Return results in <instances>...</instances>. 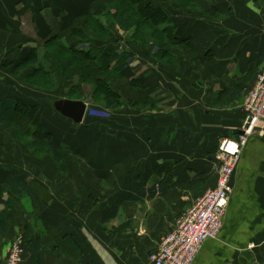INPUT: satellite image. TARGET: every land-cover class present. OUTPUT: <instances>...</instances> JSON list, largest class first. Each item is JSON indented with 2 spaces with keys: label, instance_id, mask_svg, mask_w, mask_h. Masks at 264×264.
Listing matches in <instances>:
<instances>
[{
  "label": "crops",
  "instance_id": "crops-1",
  "mask_svg": "<svg viewBox=\"0 0 264 264\" xmlns=\"http://www.w3.org/2000/svg\"><path fill=\"white\" fill-rule=\"evenodd\" d=\"M109 1L0 0V102L16 97L5 69L12 49L45 40L58 28L70 31L76 17L100 14ZM262 1L206 0L193 10L169 5L168 20L188 51L176 53L178 69L139 52L140 73H133L159 108L128 109L117 114V127L96 133L78 128L74 139L87 144L86 152L67 162L69 173L53 162L30 166L33 155L27 159L24 146L0 149V212L8 214L0 220V254L21 238L22 264H145L177 216L216 184L220 141L238 140L244 97L264 67ZM102 136L109 142L101 144L98 159L88 158ZM103 148L115 164L126 155L131 171L109 178ZM164 161L190 174L208 170L210 181L198 192L186 190L152 229L146 220L150 201L129 217L120 211L101 221L100 203L120 178L138 177L151 186L159 179L154 168ZM233 175L219 234L202 244L192 264H264V120L242 146ZM11 176L22 185L19 192L8 185Z\"/></svg>",
  "mask_w": 264,
  "mask_h": 264
},
{
  "label": "rangeland",
  "instance_id": "rangeland-1",
  "mask_svg": "<svg viewBox=\"0 0 264 264\" xmlns=\"http://www.w3.org/2000/svg\"><path fill=\"white\" fill-rule=\"evenodd\" d=\"M111 1L106 3V8L102 13L95 16L92 15L93 17H91V19L82 14L74 19L70 31L58 32L60 45L55 42L46 45L45 41L47 38L45 40L39 39L34 45L25 44L12 49L11 52H9V57L13 58V60L11 59L10 61L8 57L9 59L5 61L6 72L12 77L11 79L17 88H15L16 97L12 98L18 99L22 108H25L24 112H28L27 115L21 113L19 116L18 114V123L23 124L21 128L19 127L20 138L26 140L28 139L27 137H31L29 136L30 134L26 135L24 133L25 128L27 130V128L29 129L30 127L31 131H33L39 128L38 126L40 124L45 130L42 131L47 132L50 142L57 145L60 151H64L63 146L67 147L68 152L64 153L65 165L67 162L79 160L80 157L85 155L86 150H84V147L87 146V144H83L74 139V132H76L78 128H85L88 131H95L96 133L102 131L103 128L106 130L107 127H112L113 125L117 127L116 125L118 123L114 121L116 120L117 114H126L128 109L141 110L146 107H151V110H155L159 108L157 102L149 101V97L143 92L141 78L139 75L137 77L134 76L133 73H140L141 64H139L140 61L137 59L138 53L143 52L147 57H155V51L158 50L157 44L160 45L165 43V35L156 31L155 23L151 24L141 20V14H137L132 7L127 4L126 0L120 1L119 7H121L122 10L108 6ZM146 1L149 4L153 3L160 6L167 15L166 20H168L170 16L169 5L179 8H184L183 6H185L187 9H190L200 7V4L203 5V2H206V0H194V3L192 0ZM261 3L263 5L264 1ZM127 10L128 17L126 18L124 13L126 14ZM129 10H133L134 12L131 11V13H129ZM124 17L126 18L124 20L126 21V25L122 28L116 21L123 22L121 20H123ZM78 21L82 22L81 26H83V30L80 32L81 38L79 36L71 37L73 28H77ZM138 21L141 24L139 28L136 27L135 24H132ZM173 34L175 35L174 32ZM182 41L184 42L186 40L177 38V42L168 41L169 55L165 57L163 61L174 64L177 62V52L182 53V51H188V48L184 47L186 45H184ZM61 44L74 46L80 51H82V48H86V50H88V48L107 50L109 51V55H113L114 57V59H111L112 66L119 64V70L112 71L109 69L95 71L99 80H103L102 84H96L94 79H92L95 74L91 69H87L86 62L84 60H79L69 52L67 53V47L59 49L61 47L58 46H61ZM164 46L166 47V44H164ZM27 47L33 49L27 50ZM121 57H124L123 62L119 60ZM159 62L162 63V60L159 59ZM130 64L133 66H130ZM175 67L178 69V62ZM55 98H70L85 102L87 110L82 123L74 124L71 120L61 116L57 111H54L50 104ZM18 123L14 122V124ZM10 132L11 128H7L5 124L0 123V149L6 147L17 149L24 146L22 141L10 138ZM95 135L96 134L91 135L93 136V140L96 139ZM105 140L109 142L108 137L104 138V136H102L100 144L95 146V150L92 148L93 146H91L92 150L88 151V155L90 154L88 158L93 160L98 159L97 157L102 153L101 144H103ZM94 143L96 145L99 142L96 143V141H94ZM26 151L27 150H25V152ZM104 152L106 153L105 159L108 166L107 176L109 178H112L115 173L119 174L120 172L126 174L131 171L129 163L126 162L128 160L126 155H123L124 157L121 159H117L115 164V162H113L114 159L111 158V156L108 157L110 151L104 149ZM28 153L29 152H27V154ZM30 158L31 155L28 154L27 159ZM33 162L37 164L53 162L54 165H56L53 159L47 154L41 156L33 155L27 164L31 166ZM215 162L217 168L219 162L216 159ZM56 166L58 168V165ZM67 173H69L68 170ZM209 173L208 170H205L203 175L204 179H200L205 180V186L211 178ZM106 184L103 182L104 186H106ZM106 197L107 196L104 198ZM199 197L200 196L195 200ZM13 205L15 206L13 209L17 208L20 211L25 209L24 204L13 203ZM6 254L7 253L2 255Z\"/></svg>",
  "mask_w": 264,
  "mask_h": 264
},
{
  "label": "trees",
  "instance_id": "trees-1",
  "mask_svg": "<svg viewBox=\"0 0 264 264\" xmlns=\"http://www.w3.org/2000/svg\"><path fill=\"white\" fill-rule=\"evenodd\" d=\"M121 0H113L109 3L108 6L116 7L119 10H122L119 7ZM191 1V0H190ZM194 3V0H192ZM127 4L132 7V9L138 14H141V20L144 22H149L151 24L155 23V29L160 34H164V42L158 45V50L155 51L154 56L158 59L162 60V62L171 68H176L175 65L171 62L163 61L165 57L169 55V48H168V41L177 42L176 36L173 34L174 27L167 19V15L165 11L156 4H149L146 0H126ZM184 8H187L183 6ZM109 8V7H108ZM190 8V7H189ZM196 8V7H195ZM190 8V9H195ZM131 10L132 12H134ZM129 10V13H131ZM128 10L126 11L125 17L128 16ZM121 13V11H120ZM84 16H88L87 18L93 17L92 14H86ZM123 18V22L116 21L120 27L124 28L126 25V18ZM77 28H73L71 37L79 36L81 38L80 32H82L83 26H81L82 22L78 21ZM170 23V24H169ZM136 27H140V22H134ZM61 29H56L53 31L51 35H49L45 41V44H51L55 42L59 44L60 37L58 32ZM77 33V34H76ZM183 42V41H182ZM181 42V43H182ZM185 43V41L183 42ZM64 44V43H63ZM62 47H67V53H71L79 60H84L87 65V69H91L92 72L95 74V71L99 70H112L118 71L119 64H115L112 66L111 59L113 55H109V51L103 49H90L86 50V48H82V51L76 49L74 46L71 45H63ZM166 44V47L164 46ZM85 49V50H83ZM129 51V50H127ZM124 57H121L119 60L123 62ZM167 66V67H168ZM71 77V76H70ZM97 77V78H96ZM94 79L96 84H102L103 80H99L97 74L92 78ZM107 85V84H106ZM56 99V98H55ZM51 106V105H50ZM25 108L19 104L18 99L16 98H5L3 101L0 102V123L5 124V127L11 128L10 138H14L15 140H19L23 142V145L26 147L27 152L32 153L35 156H41L44 154L49 155L56 165H58V169L61 172L67 173V167L65 165V152H68L66 146H63L64 151H60L57 145L50 142L49 137L47 136V132H43V126L31 131L25 128V134L31 137H27L28 139L23 140L20 138V128L23 124H19V116L22 114L27 115L28 112H24ZM19 112V113H18ZM29 116V115H28ZM30 117V116H29ZM17 120V121H16ZM14 122L18 124H14ZM20 127V128H19ZM45 131V130H44ZM153 172L155 173L156 177H159L157 183L146 186L138 177H130L128 180L124 178H120L118 182H116L113 188L109 191L106 198H104L101 203L100 207L103 209L102 213V220L103 222H109L113 220L120 211L124 213L126 217H129L135 214L138 210V207H143L146 201L151 202V211L146 213V220L148 221V228H154L157 223L160 215L167 213L172 205L177 202L184 194V192L190 191L192 193L200 191V188L204 186L205 180L204 179V172H199L197 174H190L188 170L177 171L176 170V163L171 161H164L154 168ZM6 181L8 185L11 187V190L14 192H19L22 188V185L16 181L15 176L7 177ZM7 212H0V220L3 219V216H7Z\"/></svg>",
  "mask_w": 264,
  "mask_h": 264
},
{
  "label": "built area",
  "instance_id": "built-area-1",
  "mask_svg": "<svg viewBox=\"0 0 264 264\" xmlns=\"http://www.w3.org/2000/svg\"><path fill=\"white\" fill-rule=\"evenodd\" d=\"M243 103L245 118L238 140L227 138L218 145L215 154L219 162L216 184L205 189L191 207L177 216L171 229L161 237L157 249L148 255L145 264H192L202 244L219 234L233 192V174L242 146L257 123L264 120V67L257 73ZM22 257V239L17 238L9 246L7 254L0 255V264H21Z\"/></svg>",
  "mask_w": 264,
  "mask_h": 264
},
{
  "label": "water",
  "instance_id": "water-1",
  "mask_svg": "<svg viewBox=\"0 0 264 264\" xmlns=\"http://www.w3.org/2000/svg\"><path fill=\"white\" fill-rule=\"evenodd\" d=\"M51 108L56 110L60 115L65 118L71 119L75 124L82 123L87 107L85 102L81 100L56 98L51 102ZM239 134L240 131H237Z\"/></svg>",
  "mask_w": 264,
  "mask_h": 264
}]
</instances>
